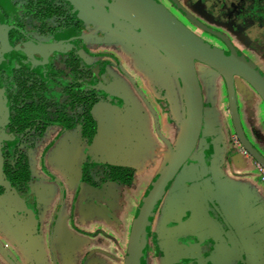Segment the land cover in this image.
Returning a JSON list of instances; mask_svg holds the SVG:
<instances>
[{
	"label": "rangeland",
	"instance_id": "rangeland-1",
	"mask_svg": "<svg viewBox=\"0 0 264 264\" xmlns=\"http://www.w3.org/2000/svg\"><path fill=\"white\" fill-rule=\"evenodd\" d=\"M71 2L77 8L83 21L82 29L89 49L87 57L84 55L86 62L103 61L106 71L104 77L107 85L117 93L123 94L125 101L107 95V100H111L112 103L110 101L99 103L93 110L100 131L97 135L99 137L98 141H104L107 144L108 139H111L115 142V146L107 144L106 147L102 145V148L106 149L103 155L95 153V145L85 142L78 129H75L70 135L63 132L59 126H51L30 150L31 181L28 184L29 193L27 197L31 196L33 198V206L37 207V203L41 207L49 206V210H47L49 216L55 211L54 221L57 219V225L52 231L54 235L53 249L56 251L54 254L57 260L61 261L62 264L66 254L72 255L84 248L85 240H88L91 246L96 243L92 239L91 241L86 234L80 239L75 238L74 231L69 223L72 207L75 204L74 201L77 202L75 209H77L76 215L78 218L81 214L86 213L89 219H93L98 223L104 224V221L108 223L110 221L111 224H114L111 219L109 220V217L104 216V207L109 205L122 222L126 221L129 224L135 217L150 186L169 162L170 144L174 148L177 147L183 129L185 113L180 87L181 82L178 81L176 74L154 45L142 38L112 8L104 9L101 5L102 0H71ZM216 26L226 31L240 49L247 46L242 33L236 32L235 34V32L223 28L219 24H216ZM71 35L73 33L70 32L64 36L55 37L57 42L53 45L44 46L42 51L45 54H50L60 49L61 45L58 39L63 37L67 39ZM204 36L209 38L211 42L224 46L223 42L216 36L209 34ZM248 47L252 53V58L264 67V50L254 44H250ZM39 52H41L40 48ZM250 52L247 51V54H250ZM156 66H158V69L159 66L161 68V72L158 71L162 75L160 79H155V73L158 70ZM198 72L205 94L206 105H209L210 100L214 103L219 99L226 98L222 90L224 86L223 79L214 70L203 65L198 66ZM139 74L146 77L149 86L154 84L157 88L156 91L159 97L150 96L152 101L160 106L166 105L167 110H165L164 117L168 118L162 121L160 126L157 125L158 122L156 123V119L149 108V96H146V101H144L138 85L133 82V77L136 78ZM121 83L124 85L125 91ZM238 86L236 97L242 114L241 124L251 140L253 137V135L252 137L250 135L252 129H258L259 135L254 138V141L256 146L264 152V132L258 118L260 116L258 108L264 110V103L256 91L244 80H239ZM148 90H150V87ZM148 94L150 95V93ZM127 99H130L132 104L137 103L139 106L130 107L126 105ZM120 105L126 110L124 113H119ZM2 115V112H0V117ZM45 153L48 155L46 168L49 171L45 169L43 164ZM196 156L195 153L190 158V163L188 162L189 164L185 165L182 173L166 192L164 200L171 198L175 185H187V181L180 182V180L187 176L189 167H193L196 161ZM84 162L86 164L93 162L96 167L105 163L132 167L135 171L134 177L128 185L113 184L103 187L100 182L99 186L91 185L87 180L82 179ZM252 171L256 173V169H252ZM101 178V176H98L100 181H102ZM91 179L93 180L92 177ZM257 179H259L258 176ZM75 180H77V183ZM64 193H66V196H63ZM6 195L7 193L0 192V207H2L3 213L7 212L8 214L10 203L3 199ZM15 200L12 196L11 201ZM56 204L57 209L54 208ZM95 204H101V208L99 206L100 209L97 208ZM61 205L63 206L59 213ZM88 206L89 208H87ZM32 218H34V215L32 217L31 214L30 219ZM64 218L67 223V236L71 235L70 239L67 240H62L63 237L60 238L59 234V227L62 225ZM78 218L77 220H79ZM156 220H154V223H156ZM116 226L120 228V230H117L124 234L117 232L120 239L117 238L114 243L123 252L127 248V226L125 227V224L122 228L118 224ZM153 229L155 232L150 235L148 250H150L149 253L155 251L156 256L149 254L150 259L153 257L151 263L172 264L173 253L176 248V244L174 245V242H172L173 238L166 235V233L159 232L158 226ZM22 237L25 240V251L28 254L30 253L29 246H32L29 244L31 242H29L28 237L26 241L24 234H22ZM119 241L120 243H118ZM113 246L115 245H112V249ZM161 253L163 256H160ZM112 258L114 264H122V260L116 255Z\"/></svg>",
	"mask_w": 264,
	"mask_h": 264
},
{
	"label": "crops",
	"instance_id": "crops-1",
	"mask_svg": "<svg viewBox=\"0 0 264 264\" xmlns=\"http://www.w3.org/2000/svg\"><path fill=\"white\" fill-rule=\"evenodd\" d=\"M101 5L104 9L110 8L103 1ZM82 33L84 35L83 29ZM157 51L159 50L157 49ZM160 54L164 56L161 52ZM163 58L180 82L171 63L165 56ZM156 68L158 69V66ZM158 71L161 72L160 66L155 73V79L162 77ZM133 79L135 80L133 82L138 85L144 101H146V96H149V108L156 119V123L158 122L157 125L160 126L162 121H165L168 117H164L165 110H167L166 105L160 106L152 101L150 97H159L156 91L157 88L154 84L149 86L148 80L143 74H139L138 77H133ZM149 87L150 90H148ZM123 89L125 91L124 85ZM181 93L183 97L182 87ZM182 100L185 109L184 98ZM126 101V105L130 107H137L138 105L137 103H133V105L130 99ZM3 107L4 105L0 102V112L2 114L4 113ZM118 110L119 113L126 111L124 107H120ZM258 113L260 115L258 116L259 124L262 125V131L264 132L263 108H258ZM241 115L240 113V117H242ZM208 118L205 121L201 149L196 153V161L193 167H189L188 177L186 176L180 180V182L187 181V185H175L171 198L164 200L158 211L160 231L163 232L167 224L173 223V233L177 246L173 253L172 264H264V183L257 179L258 173L256 172V175L252 171V169H255L254 160L256 159L252 155L251 157L244 156L240 145L237 143L232 145L237 135H234L236 133L233 121H231L230 108L223 104L213 106ZM184 122L185 113L183 129ZM78 131H80L79 128ZM97 131L100 132L98 127ZM72 132L74 130L66 131L70 135ZM106 137L108 138V136ZM98 138L97 136L91 144L95 145V153L97 154L103 155L106 152L102 145L115 146V142L111 139H108V143L105 144L103 141H98ZM38 139L40 138L34 140V146ZM241 146H243L242 143ZM32 147L29 149V153ZM170 148L171 157L177 147L174 148L170 144ZM46 152L48 153V151ZM47 153L43 156V164L46 170H48L46 168ZM75 181L77 183V180ZM113 184L116 183L107 181L101 185L108 187ZM0 192L7 193L3 199L10 203L8 214L7 212L3 213L2 207H0V264H62L61 261L57 260L54 254L56 251L53 249L54 235L52 231L57 225V219L54 221L55 211L49 216L47 211L49 206L41 207L38 203V208L36 206H24L20 201V197L6 180L1 160ZM12 196L16 199L15 201H11ZM63 196H66V193ZM74 203L72 215L68 220L75 238L80 239L86 234L90 240L92 239L96 243L91 246L89 241L85 240L84 248L72 255L66 254L63 264H114L112 256L115 255L122 260V264H125L126 251L122 252L117 247L118 245L114 243L117 238L120 239L118 234L120 228L116 225L118 224L121 228L124 224L125 227L127 226L128 244L133 219L129 224L126 221H123V223L109 205L104 207V216L109 217V220L111 219L114 224H111L110 221L109 223L104 221V224L98 223L93 219H89L86 213L81 214L78 218L76 215L77 209H75L77 202L74 201ZM56 206L57 204L54 208ZM96 206L101 208V204ZM31 214L32 217L34 215L32 219H30ZM167 231L169 232V230ZM22 234L26 236V241L28 237L29 242H31L29 244L32 245L29 246L30 253L28 254L25 251V240ZM59 234L60 238L63 237L62 240L70 239L71 235L67 236L65 218L59 227ZM177 238H179V241ZM113 244L115 246L112 249ZM183 259H187L186 263Z\"/></svg>",
	"mask_w": 264,
	"mask_h": 264
},
{
	"label": "trees",
	"instance_id": "trees-1",
	"mask_svg": "<svg viewBox=\"0 0 264 264\" xmlns=\"http://www.w3.org/2000/svg\"><path fill=\"white\" fill-rule=\"evenodd\" d=\"M222 2H227L231 11L244 8L245 11L237 15L244 23L248 13L253 12L255 15L252 13L253 22L249 28L264 34V23L257 24L264 20V0ZM25 3L20 6L25 10L16 22L26 30V35L18 30L22 38L29 35L35 39H51L55 33L71 27L80 33L82 21L68 0L59 3L58 0H30L27 5ZM74 48L58 53L45 73L27 65L0 70V87L8 109V116L0 121V160L4 176L18 196L28 192L31 181L29 149L36 137H42L55 125L63 131L80 127L82 135L91 142L98 135L97 122L91 111L96 104L106 101L104 63H87L75 52L76 49L85 51L83 38H79L77 48ZM90 164L84 165L83 180L92 185H98V176L119 185H128L133 180L135 171L132 167Z\"/></svg>",
	"mask_w": 264,
	"mask_h": 264
},
{
	"label": "water",
	"instance_id": "water-1",
	"mask_svg": "<svg viewBox=\"0 0 264 264\" xmlns=\"http://www.w3.org/2000/svg\"><path fill=\"white\" fill-rule=\"evenodd\" d=\"M102 1L168 59L178 75L183 92L185 122L181 140L143 197L130 228L125 264H146L151 219L170 184L194 152L202 133L204 102L195 60L211 66L225 77L235 133L242 145L263 166L264 155L250 143L241 125L233 78L237 75L244 79L264 103V74L235 51L226 52L202 41L158 0ZM107 89L116 97H123Z\"/></svg>",
	"mask_w": 264,
	"mask_h": 264
},
{
	"label": "flooded vegetation",
	"instance_id": "flooded-vegetation-1",
	"mask_svg": "<svg viewBox=\"0 0 264 264\" xmlns=\"http://www.w3.org/2000/svg\"><path fill=\"white\" fill-rule=\"evenodd\" d=\"M29 1L30 0H0V5H1L0 6V70L2 68L9 69V67H18L20 65H27L28 67H30L31 69H33L35 71H40L42 69V72L45 73L49 69L50 61L52 59H54L58 53L68 52L69 49H71V50L75 49L74 47L77 48L79 38H83V40H84L85 51L82 53L81 49H79V50L76 49L75 52L80 54L81 57H84L83 59L85 60L86 59L85 56L87 57V53H89V49L86 45L85 36L82 33L83 21L78 14L77 8L73 5L71 0H68V1L71 3L73 11L77 14L79 20L82 21V26L79 30L80 33L79 34L77 33L76 28L71 27V28L66 29L64 31L55 33L51 37V39H48L45 37L44 38L40 37L39 39L38 38L35 39L34 37H31L29 35H27L26 38H22L20 36L18 30L26 35V30L24 28H21L20 24L17 25V23H16V22H18L17 18H21L22 11L25 10V9L22 10V8H20V6L24 5V2H26L25 5H27V3H29ZM60 1L61 0H58V3ZM158 1L161 2L182 24H184L193 34L198 36L202 41H204L208 45L215 46V47L220 48L226 52L235 51L237 54H240L244 59L251 62L254 66H256L260 70V72L262 74H264V70H263L264 67L261 66L259 63H257L252 58V53L250 52V50H249L250 48L248 47V45L250 46V44L251 45L254 44V45H256L259 48L264 50V34L262 35V34H260V32L252 31V28H249V26H250L249 24H251L253 22L252 17H251L253 12L248 13V16L246 17V20H245L247 22L244 23V22H242V19L237 15L241 11L244 12L245 9L240 8L239 9L240 11H235V10H234L235 12L233 10L231 11V9L227 5V2H222L223 0H218V1H216V0H158ZM241 1H243V0H241ZM31 4H32V1L30 2L29 5H31ZM24 7H26V6H24ZM262 23H264V20H259L257 22V24L259 26L262 25ZM216 24H219L223 28H226L232 32H235V34H236V32L242 33L244 35V39H246L245 43L247 46L240 49V47L232 41L231 37L226 33V31L218 28L216 26ZM70 32L73 33V35H71L67 39H65L64 37L61 39L60 38L58 39L59 40L58 42L61 45L60 49L55 50L50 54H45V52L42 51L43 50L42 48L44 46L53 45L57 42L55 40V37H57L59 35L64 36L65 34L70 33ZM205 34L216 36L217 38H219L223 42L224 46H221V45L215 44L214 42H211L209 38L204 36ZM39 48L41 49V52H39ZM247 51H249L250 54H247ZM94 62H91V63H94ZM96 62L99 63L100 61H96ZM203 65H206L209 69L214 70L217 73V75H219L223 79V85L224 86H223L222 90H223V93L226 97L225 99H219L218 101H216L214 103L211 102V100H210L209 105H206L205 94H204L203 87L201 85L200 76H199V72H198V66H203ZM195 67H196L197 76H198V80H199V84H200V88H201V92H202V97H203V102H204V116H203L202 133H201V136H200L198 143L195 147V150L192 153V155L190 156V158L201 149V143H202V138H203L202 136H203V130H204V126H205V121H206V118L208 117V115H210L212 107L213 106H220L221 104H223V105L227 106L228 108H230L229 96H228V87H227V82H226L225 77L221 73H219L217 70L212 68L211 66H209L205 63L196 61V60H195ZM233 79H234L233 84H234L235 97H236V89H237V87L239 88L238 82H239V80H244V79H242L241 77H239L237 75H234ZM104 81H105V77H104ZM104 87H105V91H106V96H105L106 101H103L100 103H104V102H108V101H110V103H112L111 100H107V95L112 96V98L116 97V96L113 95L110 91H108L107 88H109L112 91H114V90L111 89L107 85V83H106V85H104ZM121 95H123V94H121ZM123 97L122 98L116 97V98L125 101V96L123 95ZM0 102L4 105V107H3L4 113L0 117V121H2L8 116V109H7L6 101H5L4 97L2 96L1 87H0ZM236 103H237V107H238V111H239V117H240V110H239V105L237 102V97H236ZM98 104H96L91 111L93 116H94L93 110ZM120 107H122V106L120 105ZM95 120H96V118H95ZM240 121H242L241 117H240ZM96 122H97V120H96ZM97 127H98V123H97ZM242 127H243V125H242ZM251 127H252V125H251ZM251 127H250V129H251ZM78 128L80 129L82 139L85 142L92 143L87 137H84L82 135V131H81L80 127H77L75 129H78ZM75 129H72V130H75ZM61 130H62V128H61ZM72 130H64L63 132L72 131ZM243 130H244V128H243ZM244 133H245V131H244ZM245 135L248 138V140L250 141V143L253 146H255L256 149L262 155H264L263 154L264 152L256 146L255 141H254V138H256V136L259 135L258 130L252 129V131L250 133L251 137L253 135L252 140L249 137V135H247L246 133H245ZM235 136H236V134H235ZM37 138H41V137H36L35 139H37ZM236 138L239 141V143H241L240 140L238 139V137H236ZM235 143L236 142L233 140L232 145L233 144L235 145ZM0 149H1V144H0ZM0 152H1V150H0ZM190 158L188 159V161L190 160ZM85 164H86V162H84L83 168H84ZM180 172L174 178V180L170 184L169 188L172 186L174 181L180 175ZM82 179H83V174H82ZM107 181H109V180H107V179H102V181L99 180V182L101 184H104L103 182H107ZM98 185H99V183H98ZM98 185H96V186H98ZM169 188L167 189V191L169 190ZM166 192H165V194H166ZM28 193H29V191L27 193L23 194L22 196L19 195L20 201L24 206L26 205L28 207H34L32 205V199L33 198L31 196L27 197ZM165 194L163 195L161 201L159 202V205L156 208L154 215H153L151 222H150L149 231H148V235H147L146 264H152L151 262L153 260V257L150 259L149 254L150 255L152 254V256L153 255L156 256L155 251L152 253H149V251H150V250H148L149 238H150L151 233L155 232V230L153 229L154 227L158 226V229L160 228L159 222H158V216H159L158 211H159V207H160L161 203L164 200L163 198H164ZM155 219H157L156 223H154ZM167 230H169V232ZM173 231H174L173 230V223H171V222L166 225V228L163 230V232L159 230V232L166 233V235H170L173 238L174 245L176 244V246H177V241L175 240V235H174ZM153 239H154V237H153ZM177 239L179 241V238H177ZM160 256H163L162 253L160 254ZM183 260H184V263H186L187 259H183Z\"/></svg>",
	"mask_w": 264,
	"mask_h": 264
},
{
	"label": "built area",
	"instance_id": "built-area-1",
	"mask_svg": "<svg viewBox=\"0 0 264 264\" xmlns=\"http://www.w3.org/2000/svg\"><path fill=\"white\" fill-rule=\"evenodd\" d=\"M235 142L240 145V149H241V152L244 156H250L251 157V154L249 153V151L241 146V143H239V141L237 140V138L235 137ZM254 164H255V169H256V172L258 173V176H259V179L262 183H264V166L257 160H254Z\"/></svg>",
	"mask_w": 264,
	"mask_h": 264
}]
</instances>
